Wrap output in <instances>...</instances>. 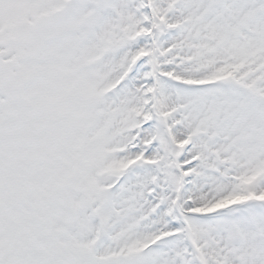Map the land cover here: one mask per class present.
<instances>
[{"label": "snow or ice", "instance_id": "obj_1", "mask_svg": "<svg viewBox=\"0 0 264 264\" xmlns=\"http://www.w3.org/2000/svg\"><path fill=\"white\" fill-rule=\"evenodd\" d=\"M0 264H264V0H0Z\"/></svg>", "mask_w": 264, "mask_h": 264}]
</instances>
